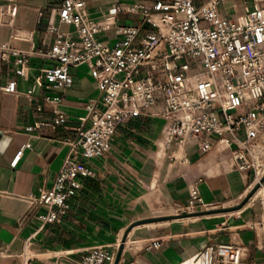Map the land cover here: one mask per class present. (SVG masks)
I'll list each match as a JSON object with an SVG mask.
<instances>
[{
  "label": "crops",
  "instance_id": "0c3cea01",
  "mask_svg": "<svg viewBox=\"0 0 264 264\" xmlns=\"http://www.w3.org/2000/svg\"><path fill=\"white\" fill-rule=\"evenodd\" d=\"M60 1L0 0V5L11 2L17 7L13 25H0V46H6L0 50V130L11 137L0 152V264H78L93 247L113 249L123 239L117 264H178L211 240L240 245L243 264H264V181L254 192V170L236 169L230 152L218 146L209 152L195 144L177 152L162 149L160 118L137 116L120 122L106 154L80 158L95 175L79 177L80 188L68 198L59 220L42 223L37 218L47 208L31 207L30 199L41 188H51L69 151L65 140L86 127L85 103L100 96L85 65L70 69L73 81L63 90L35 82L53 63L43 56L55 38L50 25L62 34L76 31L59 21ZM192 1L201 6L207 0ZM84 2L88 13L97 16L113 3L126 8L133 3L151 6L154 0ZM254 5L264 8V0H222L217 12L239 15ZM117 21L142 27L138 14L121 11ZM145 31L143 26L141 34ZM98 37L109 45L117 40L113 30ZM21 54L28 55L25 76L17 74L15 59ZM10 81L15 82L14 91L6 92ZM46 96L62 98L58 109L64 123L54 122V105ZM193 187L201 203L192 212L212 214L172 218L183 213L179 210ZM229 207L234 208L221 225L210 222ZM215 234L221 237H211ZM154 241L160 245L153 246Z\"/></svg>",
  "mask_w": 264,
  "mask_h": 264
},
{
  "label": "built area",
  "instance_id": "2783aa9c",
  "mask_svg": "<svg viewBox=\"0 0 264 264\" xmlns=\"http://www.w3.org/2000/svg\"><path fill=\"white\" fill-rule=\"evenodd\" d=\"M222 0L196 6L192 0H154L126 8L117 3L97 16L88 13L84 0H61L59 21L75 34L57 32L43 56L52 64L36 76L37 85L63 90L72 84L71 68L85 65L100 93L85 103L87 125L73 139L51 188H41L30 199L31 207L45 206L42 223H53L68 208V198L80 188L79 177L95 175L80 158L106 154L117 126L130 117L150 116L163 121L160 147L181 150L195 144L202 152L216 146L229 151L233 166L252 168L257 183L264 175V8L254 5L239 15L220 16ZM17 7L0 5V25H13ZM138 14L142 27L120 24L121 12ZM4 17L8 20L5 22ZM113 30L112 45L99 34ZM6 50V46H0ZM17 74H27L28 55L15 59ZM10 81L3 90L13 92ZM53 103L54 122L64 123L60 96H46ZM43 124V123H41ZM172 160L181 156H172ZM261 185V183H260ZM201 203L198 190L189 191L181 212H192ZM121 242L110 249L95 246L78 264H114ZM159 241L153 246L158 247ZM243 248L233 242H208L183 264H243ZM255 264V263H252Z\"/></svg>",
  "mask_w": 264,
  "mask_h": 264
},
{
  "label": "rangeland",
  "instance_id": "374dc122",
  "mask_svg": "<svg viewBox=\"0 0 264 264\" xmlns=\"http://www.w3.org/2000/svg\"><path fill=\"white\" fill-rule=\"evenodd\" d=\"M260 164H263L264 162L263 161H260L259 162ZM264 166V165H263ZM261 179V178H260ZM260 179H259V181H260ZM258 184V187L260 186V184H259V182L257 183ZM257 187V188H258ZM256 188V189H257ZM256 191V190H255ZM254 191V192H255ZM234 208V207H233ZM233 208L232 207H229V208H226V209H222V210H220L219 211V213H221V214H218V215H216L217 216V218H214V219H212V221H210L213 225H217V224H219V225H221V221H223L224 220V215H227V214H229L230 212L229 211H232L233 210ZM194 210H196V208L194 209ZM207 214H212L211 212H199V213H196V212H191V213H186V212H183V213H180V212H178V214H176L175 216H173L172 218H180V217H194V216H197V215H207ZM219 216V217H218ZM200 218H210V216L208 217V216H201ZM219 234H215V235H211V237H215V238H217V237H221V235L220 236H218ZM199 239L201 240V241H204V239H206L207 240V238L206 237H199ZM208 241H206L205 242V244L207 243ZM209 242H221V241H215V240H211V241H209Z\"/></svg>",
  "mask_w": 264,
  "mask_h": 264
},
{
  "label": "water",
  "instance_id": "95a60500",
  "mask_svg": "<svg viewBox=\"0 0 264 264\" xmlns=\"http://www.w3.org/2000/svg\"><path fill=\"white\" fill-rule=\"evenodd\" d=\"M10 139H11L10 136L3 134V132L0 130V152H3L5 150L8 143L10 142ZM263 181H264V175L260 179L259 184L262 183ZM257 187H258V184H256L254 186L253 191H255ZM123 243H124V239L122 240V242L118 246L114 264H117L119 261L120 255L122 253L123 245H124Z\"/></svg>",
  "mask_w": 264,
  "mask_h": 264
},
{
  "label": "bare ground",
  "instance_id": "6f19581e",
  "mask_svg": "<svg viewBox=\"0 0 264 264\" xmlns=\"http://www.w3.org/2000/svg\"><path fill=\"white\" fill-rule=\"evenodd\" d=\"M264 167L259 170V175L263 172ZM184 264H189L188 261H186Z\"/></svg>",
  "mask_w": 264,
  "mask_h": 264
}]
</instances>
